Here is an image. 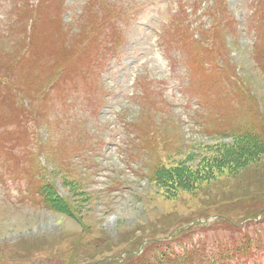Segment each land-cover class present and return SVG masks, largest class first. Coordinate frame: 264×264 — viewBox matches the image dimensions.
<instances>
[{
  "label": "rangeland",
  "instance_id": "1",
  "mask_svg": "<svg viewBox=\"0 0 264 264\" xmlns=\"http://www.w3.org/2000/svg\"><path fill=\"white\" fill-rule=\"evenodd\" d=\"M179 4L190 27L174 43L162 33ZM65 5L0 0V264H117L145 253L150 242L164 243L156 246L159 256L169 250L181 257L197 246L204 254L196 264H254L240 260L249 246L261 256L257 234H239L235 223L226 232L203 229L232 200L264 195V157L238 175L174 195L148 175L156 165L184 163L189 153L200 159L213 146L231 145L243 126L264 125V39L251 51L254 31L264 30V0ZM38 85L45 96L36 91L33 102L46 104L35 124L13 125L22 114L12 115L9 100L26 109V94ZM26 129L30 143L16 142L14 134ZM75 149L74 157L66 154ZM44 185L66 199L70 213L44 207ZM227 216L236 221L233 212ZM256 228L264 235L263 225Z\"/></svg>",
  "mask_w": 264,
  "mask_h": 264
},
{
  "label": "trees",
  "instance_id": "2",
  "mask_svg": "<svg viewBox=\"0 0 264 264\" xmlns=\"http://www.w3.org/2000/svg\"><path fill=\"white\" fill-rule=\"evenodd\" d=\"M59 70L60 68H55ZM52 71V70H51ZM25 84L33 85L27 81H24ZM0 84H6V82L1 81ZM15 87H20L21 84H14ZM35 86V85H34ZM44 85L36 86L35 91H30L26 94V109L18 110L19 101L9 100L11 105H15L12 109V115L16 112L22 114L21 122H18L15 118L13 125L18 126L20 123L33 125L36 122L35 117L39 111L40 106L46 104V100H40L35 103L36 91L42 92V99L45 96L43 93ZM18 91V90H17ZM4 103L3 101H0ZM14 119V117L12 116ZM41 118H44V110L41 114ZM39 122V121H38ZM42 121H40L41 123ZM21 128V126H19ZM136 132L138 133V128L136 126ZM13 133V130H11ZM29 131L26 129L20 134H14V140L21 144L22 141L28 145L30 142L26 140ZM233 143L231 145H222V146H213V149H209L205 154L197 159L192 157L191 153L186 156L184 163H176L174 166H154L151 168V174L148 175V178L159 188H164L166 196L167 194H176L177 189H186V190H197L203 184L213 182L214 179L224 173L228 175L235 176L240 171L248 169L253 166H258L262 158L264 157V125L259 123L257 128L252 126H244V128L232 137ZM12 139H9L8 142H11ZM219 148L221 151L219 154L216 153V148ZM75 150H70L68 153L70 157H74ZM11 154L8 153V156ZM188 162H193L196 164L195 167H190L186 165ZM238 175V174H237ZM251 179V175H249ZM252 182H255L254 178ZM256 184V183H255ZM261 187H264V182L262 181ZM41 197L44 207L49 210H55L56 208L62 209V211H67V207L70 205L66 202V199L62 196H59L56 191H53L47 186L42 187ZM264 192V190L262 191ZM252 196H241L229 202L228 209L222 211V214L215 215L216 219L214 223L203 229L204 232H215L221 231L226 232L231 229L230 223H235L240 226L239 234H242L244 231L251 232L252 235L257 234L258 245H254L256 250L262 252L260 257L264 258V235L258 231L256 227L263 225L264 226V207H260V202L264 201V195L259 193L261 197H255L258 192H250ZM246 198H252L250 204H242V202L247 201ZM64 207V208H61ZM70 213L69 211H67ZM233 212V217L236 218V221H232L231 217H228L227 214ZM259 217V223L255 224L254 221ZM139 239V238H137ZM134 247L141 245L142 241L136 239L131 242ZM150 245L144 250L145 253H141L135 258L127 262L117 263V264H196L201 262L203 257L201 254H204V251L197 247L193 246L190 252L184 254L181 257L176 256L174 252L167 251L165 255L159 256L155 250L156 246L163 245L164 243L150 242ZM251 246L247 248V251L241 258L240 262H248L249 259L252 260L254 264H263L262 261H258L260 257L255 258L254 255H251L249 251ZM129 252V251H128ZM130 252L127 254V258ZM132 256V255H130ZM114 259V257H109ZM127 258L125 260H127ZM205 264H209L205 259ZM110 263V261H101L94 262L92 264H102ZM75 264V263H73Z\"/></svg>",
  "mask_w": 264,
  "mask_h": 264
}]
</instances>
